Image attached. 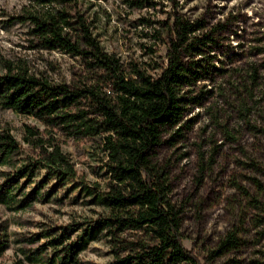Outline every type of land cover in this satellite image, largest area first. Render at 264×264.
Returning a JSON list of instances; mask_svg holds the SVG:
<instances>
[{"label": "rangeland", "instance_id": "1", "mask_svg": "<svg viewBox=\"0 0 264 264\" xmlns=\"http://www.w3.org/2000/svg\"><path fill=\"white\" fill-rule=\"evenodd\" d=\"M153 1L157 5L134 9L123 0H81L80 10L105 52L125 66L135 63L158 77L167 49L156 33L171 9L164 0ZM26 5V0H0V62L24 66L30 75L51 83L76 82L83 74L79 59L32 48L28 24L8 20ZM177 13L188 22H203L201 33H213L217 44L205 51L209 75L201 72L202 77L183 89L187 100L183 116L151 151V163L164 174L169 199L181 212L182 244L187 250L205 257L232 234L241 247L212 264H264V215L256 203L262 196L255 186L263 180L253 170L254 163L264 166V0H178ZM2 69L0 63V74ZM27 127L39 134L29 136ZM0 131L15 139L23 157L38 158L40 150L31 144L36 138L45 147L52 141L75 171L76 180L56 189L57 197L48 202L41 199L18 213L0 206V233L5 226L8 241L0 264H28L18 251L23 244L15 240L53 226L96 220L102 209L82 186L104 191L105 155L98 138L48 130L1 107ZM46 172L42 170L41 176ZM54 184L50 180L48 187ZM111 260L104 240L89 243L76 258L77 264Z\"/></svg>", "mask_w": 264, "mask_h": 264}, {"label": "trees", "instance_id": "2", "mask_svg": "<svg viewBox=\"0 0 264 264\" xmlns=\"http://www.w3.org/2000/svg\"><path fill=\"white\" fill-rule=\"evenodd\" d=\"M80 1L26 0L18 15L8 16L9 21L28 24L32 48L79 59L83 74L72 84H57L2 61L0 107L48 130L100 140L108 182L104 191L82 188L102 211L94 221L53 226L15 240L27 246L18 251L28 264H77V255L89 243L104 240L112 256L108 264H212L241 244L229 234L205 257L187 250L182 244L181 212L170 201L165 176L152 165L150 153L162 135L179 124L187 102L183 89L202 77L201 72L209 75L205 51L217 44L213 33H201L203 22L180 16L178 0H164L171 12L159 22L156 38L167 49L166 62L159 66L160 75L152 77L139 65L125 66L104 51ZM123 1L134 9L157 5L153 0ZM27 129L31 137L39 134L35 128ZM31 144L40 150L38 158L23 157L15 139L0 131V206L11 213L41 199L52 200L56 189L76 180L59 146L49 141L45 147L41 138ZM42 170L47 171L44 176ZM253 170L263 180L255 186L262 196L256 203L264 215V166L254 163ZM50 180L55 184L49 188ZM27 187H32L28 193ZM7 247L4 226L0 253Z\"/></svg>", "mask_w": 264, "mask_h": 264}]
</instances>
